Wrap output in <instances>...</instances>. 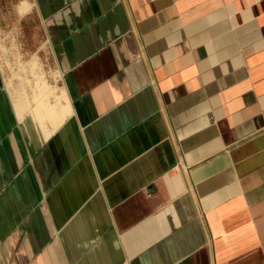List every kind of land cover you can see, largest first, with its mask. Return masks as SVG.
Masks as SVG:
<instances>
[{
    "label": "crops",
    "instance_id": "crops-1",
    "mask_svg": "<svg viewBox=\"0 0 264 264\" xmlns=\"http://www.w3.org/2000/svg\"><path fill=\"white\" fill-rule=\"evenodd\" d=\"M0 264H264V0H0Z\"/></svg>",
    "mask_w": 264,
    "mask_h": 264
}]
</instances>
